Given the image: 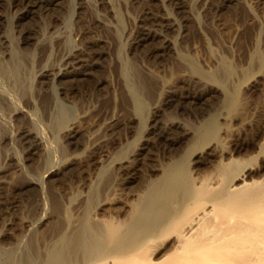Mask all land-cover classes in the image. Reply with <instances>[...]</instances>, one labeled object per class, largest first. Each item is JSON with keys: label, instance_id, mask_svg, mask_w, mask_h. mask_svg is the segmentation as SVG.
I'll use <instances>...</instances> for the list:
<instances>
[{"label": "bare ground", "instance_id": "6f19581e", "mask_svg": "<svg viewBox=\"0 0 264 264\" xmlns=\"http://www.w3.org/2000/svg\"><path fill=\"white\" fill-rule=\"evenodd\" d=\"M5 1L0 0V145L10 138L11 130L18 132L19 145L28 143L24 135L39 124L34 135L40 141L59 131L69 150L59 157L55 148L44 149L51 156L44 159L47 168L42 183L29 177L21 181L22 170L13 172L9 166L15 157L4 155L7 166H0V223L4 221L6 229L0 238L7 243L17 240L20 247L8 259L0 258V264H264V109L254 115L257 119L245 111H233L239 91L228 89L227 81L234 83L233 74L238 72L237 79L248 82L250 72L246 67H233L224 57L228 52L213 56V63L206 56L200 59L175 49L169 33L181 28L178 25L188 31L194 16L191 10L197 4L131 0L141 5V11L136 29L127 38L128 49L132 60L141 64L120 62L127 69L111 83L98 76L107 55L105 47L117 44L118 26L104 21L111 19L109 0H97L99 8L106 9L97 17H88L85 1H78L76 40L67 49V36L57 32L62 19L55 13L63 8L64 0H12L17 8L12 25L16 48L4 26ZM205 1L199 5L207 18L230 15L244 7L241 0ZM165 2L174 6L175 17L166 11L168 3L163 8ZM44 13L52 19L42 29L36 18ZM101 29L105 35H100ZM46 33L52 41L47 42ZM23 46L33 47L35 54H27ZM50 49L61 61L57 66L55 59L44 62ZM254 53L252 59L259 64L262 53ZM193 78L202 89L180 85ZM55 81L58 86L52 87H59L60 100L51 89ZM92 88L98 92L95 106L86 101ZM215 88L225 97L219 107L224 111L212 114L219 105ZM111 95L116 99L114 110L119 112L113 110L109 116L100 104ZM75 99L79 104L72 118L74 111L63 100ZM174 114L202 118L197 119L199 125H193ZM133 122L139 124L135 146L129 145L131 150L125 146L127 152L121 149L123 155H115L112 149L134 133ZM84 141L85 152L75 154ZM28 147L24 148L26 163L40 156L34 142ZM98 163L109 168L102 176L96 174L100 177L93 192L87 186ZM75 182L81 184L80 190L67 205V190ZM23 209L32 220L19 217ZM10 215L13 218L7 221ZM35 224V232L18 239L19 232Z\"/></svg>", "mask_w": 264, "mask_h": 264}, {"label": "rangeland", "instance_id": "374dc122", "mask_svg": "<svg viewBox=\"0 0 264 264\" xmlns=\"http://www.w3.org/2000/svg\"><path fill=\"white\" fill-rule=\"evenodd\" d=\"M6 1H5L6 6H4L3 7L4 9L2 10V14L4 13L3 15L5 17L4 18V24H5L4 26L6 28V25H7L8 29L6 28L7 29L6 34L8 37H10V38L12 37V39H14L15 43H13V41H12V44H13L14 48H16L17 47L16 41L18 42V39H17L16 32L12 28V25L15 21V17L17 14V8L13 7L14 4L12 3V0H9V1L6 0ZM78 1L79 0H64L63 8H59V10H61V11L56 10L57 12H55L62 19L61 25H59L60 27H59V30L57 32L63 33V36L66 35L68 37V38L66 37V43L64 44L66 49L68 48L69 44L75 43V40H76L74 31H75V27H76L75 18L77 16L76 11H77V7H78ZM84 1H85L84 3H86L85 4V11L88 13V17L92 16V15L97 17L100 14H103L105 12L104 10H106L105 8H101V9L99 8L100 6L98 5L97 0H84ZM130 1L131 0H109L110 3L107 4L108 10L111 11L110 12L111 19L109 18L110 19L109 20L106 17V19L104 21H106L105 23L108 25H117L118 26V31H116V33H115L116 39H117V42H116L117 44H115L113 46L110 45V47H105L106 48L105 50L107 51V55L105 57L106 60L104 59L101 62L105 63L106 65H103V63H102V67L100 66L101 69H100V73L98 76H100V78L102 77V79H104V80L107 79L106 81L111 82V83L115 82L116 76L118 74L121 75V73H125V69H127L128 64L136 63V60L135 61H134V59L132 60V56L129 53L128 42H127L128 39L127 38L136 29L134 27L137 25L136 23H137V20L140 16L141 5L137 4V6H136V4H133ZM204 1L205 0H186L184 2V3L188 2L187 5H190V4L194 5L193 7H195L197 4L198 8L195 7L193 10H191L192 15L194 13V16H193L191 23L187 24L188 25V27H187L188 31H184L185 28H182L183 25H180V26L178 25L175 27H181V28H176L178 30H176V31L174 30V32L172 31L171 33H169L171 38H173L172 39V41L174 42L173 45H174L176 50L179 49L178 52L181 54H185V55H189V56L192 54V56H194V57L195 56H198V57L201 56V58L206 56V57H204V59L207 58V60L209 59V60L213 61V63L215 61L214 58H216L217 55H219L222 52H223L222 54H226L228 52L226 55H224V57L226 56V59L228 58L227 59L228 62L231 61L230 63L233 65V67H238L237 69H239V68L242 69V67L245 69V67H246V69H247L246 71L250 72V78L246 80L248 82H240L237 79V77L239 76L237 74L238 72H235V75L233 74L232 78L236 79L237 81L235 80L236 82L234 81V83H233V80L231 81L228 79L226 85H227L228 89H230V90H236V88H237V90L239 91V92H237V91L236 92L238 95V103L237 104L238 105L240 104V106L236 105L234 107L233 111L235 112V114H239V112L245 111L250 118L257 119V116H254V115H258L260 113V111L264 109V107H263L264 106V0H241V3H244L242 5H244L245 8L244 7L243 8L238 7L237 12L235 11L236 13L232 12V14L230 13V15H229V13H225V14L223 13V16L221 14L219 17H213L212 16L211 18L210 17L207 18L204 16L203 9L199 5L201 2L203 3ZM189 2H193L194 4L189 3ZM129 3H131V4H129ZM166 3H168V2H165V5L163 4V8L165 10L168 8L166 11L170 12V13L172 12V16L175 17L176 14L173 15L174 14L173 13L174 6L170 4L172 8L169 9L170 5L168 3L167 5H169V6H167ZM95 4H96V6H95ZM161 4L159 2L160 9H162ZM132 5H134V6H132ZM130 6H132V7H130ZM165 6H167V8ZM199 6L201 7V9ZM102 9H103V12L98 13ZM239 11H241V12H239ZM86 12H85V14L87 15ZM89 13L91 15H89ZM92 13H94V14H92ZM44 14H46V16ZM44 14L42 15V16H44V19H42L43 18L42 16H41V18L40 17L36 18V20L39 23H41V25L43 27L42 29H44V26L46 24H48V23L50 24V20L52 19V17H48L50 15H47V13H44ZM112 16H114V17H112ZM115 17H118V20ZM176 23L180 24V21L178 20ZM193 28H195V29H193ZM189 29H190V31H189ZM101 30L102 31H100L101 32L100 35L101 36L105 35V31H104L105 29H101ZM158 32L162 33L161 31H158ZM56 34H59V33H56ZM45 35L47 36V38L49 37L51 39L50 34L46 33ZM45 35H43L41 38L47 40ZM49 38H48L47 42H49V40H50ZM12 39H10V41ZM50 41H52V40H50ZM231 41H232V43L230 44L229 42H231ZM23 50L27 54H30V55H31V53L35 54V51L34 52L32 51V50H35L33 47L25 46ZM256 50H258L262 53V59L260 61L258 60L259 64L257 63V61L255 59H252L253 55H255L254 51H256ZM210 52L213 54H210ZM232 53H235L234 57H233V55H231ZM228 54H230V55H228ZM55 55L56 54H55L54 50L50 49L45 55V56H47V58L45 57L46 59H44V62L50 63L51 61L55 62V60H56L55 63L57 66L58 63L60 64L61 61H59L60 59L57 58L58 56L56 57ZM208 55H209V58H208ZM213 56H214V58H212ZM114 59L118 60V62H116L117 64L114 63ZM122 60H124V61H122ZM250 60H253L254 64L252 62H250ZM120 62H124L125 64L127 62V64H126L127 66L125 64L124 65L121 64ZM136 64L140 65L141 62L137 61ZM250 64H251V67H250ZM252 65H254V67ZM168 66L172 67V64H169ZM121 68H123V69H121ZM72 70H74L73 67L70 68V71H72ZM83 77L84 76H82V78ZM181 80H184V79H181ZM191 80L192 81H188L186 79V80L182 81V83L180 82V85L182 84L181 86H184L186 84L184 87L186 89L189 88L188 90H190L191 88L196 89V90L202 89L201 86H197L198 85V83H197L198 79L197 78H193ZM187 82H189V84H190L189 87H187L188 86ZM190 82H194V83L191 84ZM56 83H57L56 81L54 84H53V82H51V84H52L51 89L54 90V93L56 92L55 94L60 100V95L57 94L59 87H57L58 89L52 87V86H54V87L58 86ZM64 83L68 84L69 81H67V82L64 81ZM193 84H194V86H196V88L193 86ZM229 85H230V87H229ZM231 86L233 89L231 88ZM213 90L215 92V95L217 97H219V100H218L219 105L216 106L215 109L212 111V114L213 113L215 114V113H219L218 111L222 106L220 104H223V99H225V97L223 96L222 91L220 89L215 88ZM88 92L89 93H88V97H87L86 101H88V105L95 106L97 103L96 100L98 97V92L96 90H94L93 88L88 90ZM230 92H232V91H230ZM75 100L71 101V102L63 100V103H65L67 106H70L73 109L74 115L72 118H76V115H75V114H77L76 107L78 108V104H79V102H78L79 100H76V101ZM115 100L116 99H115L114 95H111V97H109V99L107 98L103 102V104H100L102 111L104 113H106L107 115H109V114L112 115L115 111H116V113H118L119 112L118 110H114L115 109L114 108ZM151 103H152L151 101L147 102L148 108H149V106H151L150 105ZM105 110L107 112H105ZM113 110H114V112H113ZM223 111H224V109L222 108L221 112H223ZM187 116L188 115H186V114L179 115V116L174 114L172 117H178V119H182L183 121L185 120L187 122H190L193 125L194 124L199 125V121L202 118V117H198V118L194 117L195 118V120H194L193 117H191L192 118L191 119L190 117H187ZM189 119H191V120H189ZM9 120H12V119H9ZM120 126H121L120 128L122 130L124 127L122 125H120ZM34 127L35 126H32V125L30 126L31 129ZM37 128H39V124L36 125V127L34 128V131L31 134L27 133L24 135L25 137L28 138V139L26 138L27 142H28V143H26L27 145L21 144V143L19 145L17 143L18 132L16 134V132H15L16 130H11L9 133V135H11V136H9L10 138H8L5 142H3L0 145V152L2 154V155H0L1 158L4 157V155L7 156L10 154H12L15 157L11 161H9V164H10L9 166H10V168H12L13 172H14V170L16 171L17 169L22 170V173H21L22 177L20 178V179H22L21 181H23L24 179L29 177V178L36 179L38 183H42L43 181H45L46 176L44 175V173H45L44 171L47 168L46 162H44V161L47 158H49L48 156L51 154V151H54L53 149L55 148V151L58 150L60 153V154L58 153V155H55V156L60 157L62 153L64 154L66 152V150H69V149H65V146L63 144L62 137H61V132L56 131L53 134V136H51L49 138V140H47V141L41 140L40 141V139H38L35 136L36 134L34 135V132L37 131ZM132 131L134 132V133H132L133 135L131 134L128 138L125 137L123 139V143L120 146H117L120 150L117 147L115 149H112V152L115 155L116 154H117V156L123 155L122 150L127 152L128 149L131 150V148H133L135 146L134 141H135V138H137V136H138V134L136 135L135 133H138L136 131H139L138 122H133ZM14 139H15V141H14ZM125 140L126 141L128 140L127 143ZM86 141H84L85 144L84 143L82 144V146H83V147L81 146L82 148H80L78 150H76L74 148L71 150L72 152L71 151H68V152L73 153L76 150L74 152L75 154L84 153L85 152L84 150L86 148L85 145H87ZM29 142L30 143L34 142L35 146H37L39 148L38 150H40L39 151L40 156H35L36 157L35 160H33L29 163L28 162L26 163L23 158H24V154H25L24 152L27 151L26 149L30 148V147H28V146H30ZM129 142L130 143L132 142V143L130 144ZM43 144H44V146H43ZM132 144H134V145H132ZM129 145L130 146L132 145L131 148ZM125 146L126 147L128 146L127 147L128 149L125 148ZM47 147H50V149H47ZM24 148H26V149H24ZM44 149H46V151H48V150H51V151H50V153H48V152L46 153V151L43 152ZM115 151L118 153H116ZM40 152H43V153H40ZM63 154H62V157L65 155V154L64 155ZM157 158H158V162H159L160 158L159 157H157ZM54 159H56V158H54ZM0 161H1L0 166H2V167L7 166V160H5V157L3 160L0 159ZM55 162L57 163V161H55ZM102 165L103 164L98 163L95 166L96 168L93 169L94 177L93 178H90V176L88 177V178H90V180H92V181H89V183H91V182L92 183L89 184L88 182H85L86 185H87V183L89 184L87 187L91 188V191H93V192L97 191L96 190L98 188V186H97L98 182L97 181H98L100 175L101 176L104 175V170H107L109 168V167H106L107 165L105 164L104 166L106 167V169H101L104 167ZM9 166H8V168H9ZM56 167L57 166H54L53 168H56ZM99 169H100V171H99ZM96 174H100L98 176V179H97ZM20 179H19V182H21ZM93 179H96V180H93ZM94 181L96 184L94 183ZM80 185L81 184L75 182L71 185L70 190L68 188L67 194H69V195H67V198L65 199V202L67 201L66 202L67 205L69 204L68 201L70 202V198H73L74 195L76 194V192H78L80 190L79 189ZM42 189L43 190H41V194H44L42 196H44V200H45L47 197V193H46L47 190L44 187ZM42 192H45V193H42ZM28 214H29L28 211L26 209H23L22 211L19 212V217L27 218L29 216ZM8 217L9 218H7V221H11V219L13 218V215H10ZM28 219L32 220L33 218L28 217ZM2 220H3V218H2ZM5 226H4V221H2L0 223V233L4 232V230L6 229ZM35 230H36V224L34 226L31 225L30 227L24 229V231L19 232L18 239L19 238L27 239L28 236L31 235V233L35 232ZM17 244H19V241H17V240H13L11 243L10 242L7 243V242H4L0 238V258H1V261L8 259V255L11 254L12 251L18 250L20 245H17Z\"/></svg>", "mask_w": 264, "mask_h": 264}]
</instances>
